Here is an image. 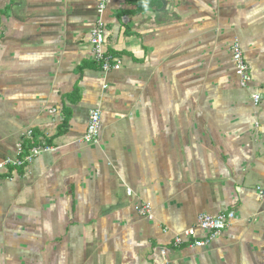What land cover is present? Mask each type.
<instances>
[{
	"label": "crops",
	"instance_id": "1",
	"mask_svg": "<svg viewBox=\"0 0 264 264\" xmlns=\"http://www.w3.org/2000/svg\"><path fill=\"white\" fill-rule=\"evenodd\" d=\"M99 3L0 0V162L28 130L54 147L0 176V264H264V0H108L123 69L106 74L90 43ZM229 211L206 248L172 247Z\"/></svg>",
	"mask_w": 264,
	"mask_h": 264
},
{
	"label": "built area",
	"instance_id": "2",
	"mask_svg": "<svg viewBox=\"0 0 264 264\" xmlns=\"http://www.w3.org/2000/svg\"><path fill=\"white\" fill-rule=\"evenodd\" d=\"M107 2L108 0H100L97 8L96 24L90 36V43L93 51L92 62L105 74L121 71L123 69L121 57L112 53L106 44L107 27L104 21V14L107 8ZM231 50L240 87L249 90L253 78L250 66L238 40L234 41ZM105 88H107V86H105ZM251 99L255 106H259L262 102V96L258 92L251 93ZM101 120L102 112L99 108L90 111L88 126L82 143L90 146L99 144ZM52 151H54L52 145L44 140H40L35 136L32 130H28L24 133L21 142L17 144L16 157L0 162V176L2 173L8 174L10 170H25L33 164L37 157ZM261 193L263 194V192ZM129 194L132 193L129 192ZM136 209L140 216L149 220L155 219L152 205L142 203L138 205ZM235 216L234 211L223 213L217 217L201 214L198 216L196 224L192 228L174 235L171 245L174 249H181L183 247L191 249L206 248L233 224ZM164 232L167 233L168 229L165 228ZM198 232L205 233L206 236L200 238L198 237ZM162 252L165 253L166 251L163 250Z\"/></svg>",
	"mask_w": 264,
	"mask_h": 264
},
{
	"label": "trees",
	"instance_id": "3",
	"mask_svg": "<svg viewBox=\"0 0 264 264\" xmlns=\"http://www.w3.org/2000/svg\"><path fill=\"white\" fill-rule=\"evenodd\" d=\"M132 2V1H131ZM95 65V64H94ZM96 66V65H95Z\"/></svg>",
	"mask_w": 264,
	"mask_h": 264
}]
</instances>
